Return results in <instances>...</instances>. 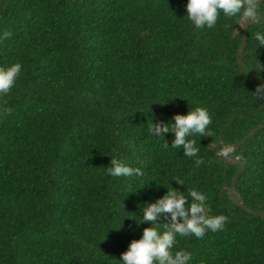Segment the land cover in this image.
I'll use <instances>...</instances> for the list:
<instances>
[{
  "label": "trees",
  "instance_id": "16d2710c",
  "mask_svg": "<svg viewBox=\"0 0 264 264\" xmlns=\"http://www.w3.org/2000/svg\"><path fill=\"white\" fill-rule=\"evenodd\" d=\"M186 3L0 0V36L8 34L0 65H22L0 95V264H120L151 226L138 223L143 204L167 187L204 193L210 214L228 218L203 238L177 235L173 254L191 252L187 264H264V218L232 201L224 181L231 185L239 165L219 153L264 124L262 84L249 76L264 81L255 40L264 20L249 23L245 73L239 20L221 13L213 28H196ZM197 106L212 118L209 135L191 137L199 167L197 157L164 147L174 133L150 132L151 121ZM236 154L245 166L237 190L264 210V127ZM111 157L143 175H106Z\"/></svg>",
  "mask_w": 264,
  "mask_h": 264
},
{
  "label": "clouds",
  "instance_id": "9594fccd",
  "mask_svg": "<svg viewBox=\"0 0 264 264\" xmlns=\"http://www.w3.org/2000/svg\"><path fill=\"white\" fill-rule=\"evenodd\" d=\"M262 4L264 0H187L185 8L188 20L196 28H213L221 13L227 18H237L242 25L250 22L259 25L264 20V9L260 7ZM7 35L4 33L0 39ZM255 40L259 46H264V31H257ZM21 71L22 65L19 62L0 65V95L10 91ZM255 92L264 96V85H258ZM211 123L209 111L197 106L190 108L186 114H174L168 123L151 121L150 132L164 138V134L174 133L171 146L166 142L164 147L182 149L183 155L197 157L195 165L199 167L204 160L198 157L199 148L191 137L209 135ZM105 174L112 177H132L141 176L143 172L122 159L111 157ZM176 181L183 185V181ZM184 193L177 188L167 187L162 197L143 204L140 209L142 219L138 223L150 222L151 226L143 229L139 239L130 241L127 250L121 253L120 264H187L192 257L191 252L181 249L172 253L177 235L203 238L208 230L216 232L223 229L227 216L210 214L211 208L204 193L195 189L188 190L187 196ZM161 217L165 221L162 223V230L156 227L161 224L158 222Z\"/></svg>",
  "mask_w": 264,
  "mask_h": 264
},
{
  "label": "water",
  "instance_id": "95a60500",
  "mask_svg": "<svg viewBox=\"0 0 264 264\" xmlns=\"http://www.w3.org/2000/svg\"><path fill=\"white\" fill-rule=\"evenodd\" d=\"M242 44L241 47L238 50L237 56H238V62L241 70L246 73V63H245V58H244V52L247 47V39H248V31H249V24L247 25H242ZM251 79L259 81L262 85H264V81L257 75V74H249ZM233 120V118H232ZM264 127V124L255 127L249 131V133L246 135V137L238 142L232 143V144H224L223 148L219 150L220 153V158L222 160L226 161V164H238L239 165V170L238 172L232 177V183L231 185L228 184L227 179L224 181V188H226L227 193L231 197L232 201L241 207L242 209L246 210L248 213L254 214L256 216H260L264 218V210L260 211H254L250 207H248L240 195V193L237 190V183L239 180V177L241 174L244 172V163L242 159L236 154V150L240 148V146L251 136L253 135L258 129ZM222 144L223 142L220 141ZM227 153V154H225Z\"/></svg>",
  "mask_w": 264,
  "mask_h": 264
}]
</instances>
